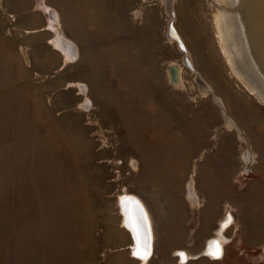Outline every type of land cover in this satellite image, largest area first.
<instances>
[{"label":"rangeland","instance_id":"rangeland-1","mask_svg":"<svg viewBox=\"0 0 264 264\" xmlns=\"http://www.w3.org/2000/svg\"><path fill=\"white\" fill-rule=\"evenodd\" d=\"M173 7L195 71L164 0H0V264H141L126 193L150 220L146 264H264V103L220 50L219 9ZM226 217L224 257L188 258Z\"/></svg>","mask_w":264,"mask_h":264},{"label":"water","instance_id":"water-1","mask_svg":"<svg viewBox=\"0 0 264 264\" xmlns=\"http://www.w3.org/2000/svg\"><path fill=\"white\" fill-rule=\"evenodd\" d=\"M218 9L230 12L235 15L243 40L245 54L257 79L264 86V0H229L222 3L218 0H208ZM165 9L169 15L167 22V37L176 43V46L183 53V63L192 71H195L188 56V49L175 26V11L173 0H164ZM53 46L60 50L66 59L76 58L75 45L65 37L59 35L53 41ZM173 81L177 79L178 69L175 64L169 67ZM118 205L122 214L123 225L132 236V255L137 257L141 264L150 257L152 251V238L147 214L139 198L129 193L126 197L118 199ZM221 253L222 247H219ZM180 255L184 251L180 250ZM264 252V250H263ZM178 253V251H177ZM202 253H206L203 250ZM181 259L185 260V258Z\"/></svg>","mask_w":264,"mask_h":264},{"label":"bare ground","instance_id":"bare-ground-1","mask_svg":"<svg viewBox=\"0 0 264 264\" xmlns=\"http://www.w3.org/2000/svg\"><path fill=\"white\" fill-rule=\"evenodd\" d=\"M218 1L225 3L229 0H218ZM209 19H210V17H209ZM213 21L214 22H211V23H214V26L216 29L215 32L217 33V37L219 39V40L218 39L217 40L219 41L220 50L223 53L227 63H229L231 70H232V73L241 82H243L247 91L249 90V92L254 93L264 103V86L257 79L256 75L254 74V72L252 70L251 65L249 64V61L247 60L243 40L241 38L240 29L238 27L237 18L235 17L234 14L219 9L218 11H216V14L214 16ZM205 30H206V28H205ZM206 31H207L206 35H208V38L210 40L211 31H210V29L206 30ZM206 40H208V39H206ZM211 42H213V41H211ZM177 73H178V71H177ZM204 89H205V92L208 91L207 90L208 88H204ZM226 121H227L226 124L229 126L233 123L232 120L229 118H226ZM128 194L126 193L125 195H122V197H120V198L126 197V195H128ZM143 206H144V204H143ZM144 209H145V206H144ZM145 211H146V209H145ZM146 214H147L148 222L150 225V220H149L147 211H146ZM229 219L226 218V220L222 221V227L229 221ZM220 227H221V225H220ZM222 233L223 232H221V230H217V234H216V238H215L214 242L213 243L211 242L209 244L208 248L206 249L210 254H214V253L216 254L217 251L219 250V247H220V246L218 247V245H217L218 242L223 243L225 241V238H224ZM150 235L152 238L151 229H150ZM213 239H214V237H213ZM182 256L185 258L184 252L182 253Z\"/></svg>","mask_w":264,"mask_h":264},{"label":"flooded vegetation","instance_id":"flooded-vegetation-1","mask_svg":"<svg viewBox=\"0 0 264 264\" xmlns=\"http://www.w3.org/2000/svg\"><path fill=\"white\" fill-rule=\"evenodd\" d=\"M227 218V217H226ZM226 218L224 219V220H226ZM224 220H222V221H224ZM222 221L219 223V227H218V229L217 230H221V232H223L224 230H225V226H226V224L222 227ZM220 225H221V227H220ZM224 228V229H223ZM223 230V231H222ZM216 234H217V231H216ZM223 234V233H222ZM213 237H214V239H213ZM213 237H210V238H208L207 239V241H206V245H205V247H204V250H205V252L206 253H202V252H200L199 254H197V255H194V256H192V257H188V258H198L200 255H204V256H206V257H208V258H210V259H212V260H221L223 257H224V255H225V251H224V245H223V243H220V242H218V247L220 246V247H222V251H221V253H220V251L218 252L217 251V253L215 254H210L206 249L208 248V246H209V244L212 242H214V240H215V238H216V235L215 236H213ZM178 251H180V250H178ZM183 251V250H182ZM179 254H180V252H178ZM184 253H185V251H184ZM182 254V253H181ZM187 254L185 253V259L187 258ZM184 258L182 255H180V258ZM182 261H184L183 259H182ZM256 264H258V263H256Z\"/></svg>","mask_w":264,"mask_h":264}]
</instances>
